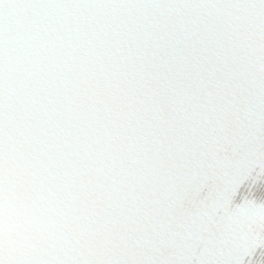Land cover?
<instances>
[{
	"label": "snow or ice",
	"instance_id": "obj_1",
	"mask_svg": "<svg viewBox=\"0 0 264 264\" xmlns=\"http://www.w3.org/2000/svg\"><path fill=\"white\" fill-rule=\"evenodd\" d=\"M41 3L0 0V37L18 30ZM204 166L219 179L224 196L238 203L218 220V205L209 206L213 219L197 233L207 251L196 264H264V129L252 142L218 143Z\"/></svg>",
	"mask_w": 264,
	"mask_h": 264
}]
</instances>
